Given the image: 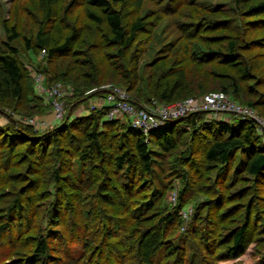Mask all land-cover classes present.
<instances>
[{
	"label": "trees",
	"instance_id": "16d2710c",
	"mask_svg": "<svg viewBox=\"0 0 264 264\" xmlns=\"http://www.w3.org/2000/svg\"><path fill=\"white\" fill-rule=\"evenodd\" d=\"M1 13L0 264H219L251 242L264 264L253 118L194 110L143 134L106 106L70 117L109 81L137 105L222 90L264 115V0H13ZM19 46L41 57L32 76ZM35 73L69 90L71 110L42 129L26 120L53 113Z\"/></svg>",
	"mask_w": 264,
	"mask_h": 264
},
{
	"label": "built area",
	"instance_id": "2783aa9c",
	"mask_svg": "<svg viewBox=\"0 0 264 264\" xmlns=\"http://www.w3.org/2000/svg\"><path fill=\"white\" fill-rule=\"evenodd\" d=\"M34 79L36 89L38 88L39 90L38 92L50 99L54 116L59 119L62 118L66 109L63 107L64 104L61 98H59L60 83L54 82L50 85H43L40 73H35ZM98 88L102 89V96L97 97V100L91 103L88 109L106 106V118L114 119L124 116L132 127L140 130L143 134H146L152 128L161 126L167 120L175 119L194 110H206L210 113L231 112L253 118L258 123L257 129L264 141V123L256 116L254 109L251 106L238 103L222 90H211L199 96H187L170 102L152 100L151 102L137 105L128 99V93L121 86L105 83L99 85ZM92 90H95V87L86 92ZM26 120L30 123L36 122V118L34 117H27ZM175 196L176 190L171 191L170 200L172 203H174ZM190 211L191 208L182 210L183 216L188 215Z\"/></svg>",
	"mask_w": 264,
	"mask_h": 264
},
{
	"label": "rangeland",
	"instance_id": "374dc122",
	"mask_svg": "<svg viewBox=\"0 0 264 264\" xmlns=\"http://www.w3.org/2000/svg\"><path fill=\"white\" fill-rule=\"evenodd\" d=\"M12 1L13 0H0V5H1V7H2V17H7L8 16V13H9V8H10V6H11V3H12ZM216 1H218V2H220L222 5H224V6H226L227 5V3H228V1L229 0H211V2H216ZM146 4H148L147 2H145L144 3V6L146 5ZM143 6V7H144ZM163 24V22H161L160 21V23H159V26L153 31V34H155L157 31H159L160 30V26ZM264 31V30H263ZM0 38H4V34H3V30H2V28L0 27ZM151 38H152V36H151ZM154 41H155V39H154V37H153V40L152 41H148V42H146V47H145V53H144V55H143V57H142V59H146V58H148L149 57V53L152 51V49H151V47L149 46V44H151V43H154ZM260 43V42H259ZM17 44H18V42H17ZM261 44V43H260ZM259 44V45H260ZM18 45H20V44H18ZM154 46H155V43H154ZM157 46V45H156ZM20 48H19V52H18V55H19V58H20V60L24 63V65H26L27 66V68H28V70H29V73H30V75L32 76L33 75V73H34V71L36 70V66H37V64H38V61H40L41 60V57L39 56V54L37 53L36 55H32L31 54V52L30 51H27V50H24V49H22L21 48V46H19ZM260 47V46H259ZM149 48V50H147ZM254 48V50H256L257 48L256 47H253ZM105 83H111V84H114V85H118V86H120L119 84H117L116 82H112V81H109V82H105ZM105 83H102V84H105ZM60 85V87H59V90H60V95H59V98H61V100H62V102H63V104H64V106L63 107H65V109H66V95H68V93H69V90L66 88V87H64L62 84H59ZM93 87H95V90L96 89H99L98 87H99V85L98 86H93ZM93 87H90V88H88L87 90H90L91 88H93ZM122 88H124L123 86H122ZM125 89V88H124ZM87 90H85L84 91V94L86 93V91ZM126 90V89H125ZM37 91H39L38 90V88H37ZM93 91V90H92ZM89 92H91V91H89ZM126 92H127V90H126ZM102 96V91H101V93H97V94H95V95H93V96H89L88 98H85L84 99V101H82V102H79L77 105H75L73 108H72V110H73V113H71V115H70V117L73 115V114H77L78 113V111L80 110V112L78 113V114H85V113H87L88 111H89V105L91 104V103H93V102H95L96 100H97V97L99 98V97H101ZM188 96H190V95H188ZM192 96V95H191ZM45 97V96H44ZM187 97V96H186ZM182 99V98H181ZM152 100H155V99H151L149 102H151ZM176 100H179V99H176ZM173 101H175V100H173ZM69 109H70V107H69ZM69 109L67 108L66 109V111H69ZM71 110V109H70ZM254 112H255V114H256V116H258V118H260V120L261 121H263V123H264V115L262 114H259V113H257L255 110H254ZM222 114V112H217V113H210V112H207V116L208 117H215V118H218L220 115ZM63 117V116H62ZM220 117H223V116H220ZM226 118H227V116H225ZM6 115H2V114H0V124L1 123H5L7 120H6ZM35 118V117H34ZM121 118V117H120ZM124 120H126V117H122ZM35 121H37L36 123L37 124H35L36 125V127H38V128H40V129H42L43 127H49L50 126V124H55V123H58V121H59V118H57V117H55L54 116V114L52 113V111L51 112H49V113H47V114H44V115H41V116H36V120ZM258 124V123H257ZM174 156H177V155H174ZM199 156H197V158H198ZM173 190H176V187H174L171 191H173ZM171 193V192H170ZM189 208H191V211H192V205L191 204H187L186 206H184L183 208H181V209H179L178 211H177V213L183 218V224H184V227L188 224V219H189V217H190V215H191V211H190V213L188 214V215H186L185 217L183 216V214H182V210H188ZM253 246V242H251V243H249V245L247 246V248H246V250H245V252L242 254V255H240V256H238V257H236L235 259H228V260H224V261H222V262H220L219 264H234L235 262H240L241 264H252V259H253V256H252V254H251V252H252V247Z\"/></svg>",
	"mask_w": 264,
	"mask_h": 264
}]
</instances>
